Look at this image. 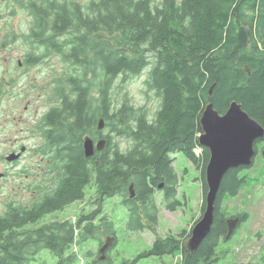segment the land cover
<instances>
[{"label": "trees", "instance_id": "obj_1", "mask_svg": "<svg viewBox=\"0 0 264 264\" xmlns=\"http://www.w3.org/2000/svg\"><path fill=\"white\" fill-rule=\"evenodd\" d=\"M89 1L86 7L73 0H40L33 6L40 43L53 47L68 67L40 122V156L48 162L53 187L32 206L10 203L0 216V264H38L43 253L56 259L53 264H81L75 249L90 241L99 249L96 259L84 253L88 264H112L109 253L99 261L100 236L114 237V246L118 241L115 224L104 213L107 200H122L129 230L154 231L160 217L155 195L163 192L162 184L166 207L174 212L182 206L179 187L188 170L179 177L173 158L178 154L199 171L195 180L201 182L203 201L196 225L206 207L210 152L204 149L200 158L194 152L206 106L213 103L225 114L236 101L264 127V0H163L159 6L153 0ZM147 69L145 84L160 100L153 118L147 108L128 100L118 107L113 99L120 78L125 82ZM102 119L111 133L131 142L127 151L98 131ZM87 136L108 141L90 159L84 154ZM263 142L256 145L257 156L264 155ZM251 168L225 175L211 233L195 254L184 242L191 228L179 239L157 238L138 259L180 255L177 264H219L230 251L228 220L239 218L240 225L247 220L228 203L247 184L241 172ZM90 189L96 195L91 211L75 222L56 219L85 201Z\"/></svg>", "mask_w": 264, "mask_h": 264}, {"label": "rangeland", "instance_id": "obj_2", "mask_svg": "<svg viewBox=\"0 0 264 264\" xmlns=\"http://www.w3.org/2000/svg\"><path fill=\"white\" fill-rule=\"evenodd\" d=\"M73 1L84 7L90 2L89 0ZM162 2L163 0H153L154 6H159ZM52 61H54L52 67L49 70H44L45 72L43 71L45 73L43 74L44 78L43 76L40 77L39 84L44 85L46 81L45 77L51 75V78L54 79L55 93L56 83L63 79L68 67L58 56L53 57ZM149 70L147 69L140 77L129 79L125 82L120 78L117 81L118 88L116 87L114 91L113 99L118 107L124 100H128L130 104L137 108H147L150 111L151 118H153L159 110L160 100L145 84L148 79ZM50 92L51 88L49 92L47 90L46 96L39 100L40 121L50 106L52 107L54 105V99L51 100V103H48V95H50ZM35 107H37L36 103ZM103 134L112 136L113 143L124 152L131 147V142L111 133L106 125ZM43 144L44 141L40 134V147ZM259 147L263 149L264 142L259 144ZM173 158L175 161L174 166L179 177L184 175L183 171L185 169L188 170L185 180L181 181L179 187V198L182 206L173 212L166 207V203H163V194L156 193L155 200L159 205L160 217L159 224L155 227L154 231L146 230L144 232H135L129 230L126 226L129 220V212L122 205V200L118 197L107 200L104 213L115 224V229L118 234L116 245L108 252L109 256L114 259L112 264H177L180 262V255L176 257L168 255L152 256L150 258L138 259L145 251L151 249L157 238L165 239L174 237L179 239L184 231L189 233L195 225V222L200 218L203 192L200 180H195L200 177L199 171L183 155H173ZM49 172L48 162L41 159L40 174L35 182H32L31 179H9L8 181H1L0 216L7 212L10 203L29 207L32 206L35 200L39 199L45 193L50 192V187L52 188L53 184L51 183ZM241 176L246 178L247 184L243 187L238 198L230 200L228 206L232 211L247 214V220L237 228L234 235L228 240L229 254L225 255L219 264H264V155L261 153L256 156L252 168L242 171ZM95 201V190L90 189L85 201L72 204L64 212L56 215V219L61 221L72 219L75 221L82 212L87 213L91 211ZM100 237L105 242L106 239L102 236ZM188 241L184 239L186 246ZM89 243L84 244L81 249L80 247L75 249L79 253V257L83 260L81 264L90 263L85 258V252L91 253V258L93 259H96L95 257L98 255V244L92 241ZM45 254L43 253L41 256L42 259L40 261L43 262L38 264H53L56 262L54 257H46ZM45 259H47L46 262H44ZM136 260L137 262H135Z\"/></svg>", "mask_w": 264, "mask_h": 264}, {"label": "flooded vegetation", "instance_id": "obj_3", "mask_svg": "<svg viewBox=\"0 0 264 264\" xmlns=\"http://www.w3.org/2000/svg\"><path fill=\"white\" fill-rule=\"evenodd\" d=\"M39 1L0 0V182H35L40 160H44L40 156L39 100L51 88L50 102L54 79L45 77L44 85L39 79L57 54L53 47L40 43L39 19L33 10ZM161 190L164 197L165 189Z\"/></svg>", "mask_w": 264, "mask_h": 264}, {"label": "water", "instance_id": "obj_4", "mask_svg": "<svg viewBox=\"0 0 264 264\" xmlns=\"http://www.w3.org/2000/svg\"><path fill=\"white\" fill-rule=\"evenodd\" d=\"M245 71L250 74L249 67H245ZM200 123L203 134L199 138V144L210 152V159L206 168L205 211L200 221L193 227L186 246L191 254H195L199 250L211 233L215 218V206L225 175L230 170L252 167L257 156L256 145L264 139V127L236 101L231 103L225 114L217 111L213 103L208 104L204 109ZM105 125V120H100L98 131L103 132ZM107 143L105 138L95 141L91 136H87L83 143L86 159L93 158L96 153L103 152ZM134 187L135 185L132 184L129 188L131 199L136 196ZM159 188L163 189L164 184ZM227 223L229 227L227 239H229L239 227L240 219L231 218ZM114 244L115 238L108 236L99 250L100 262L107 260V254Z\"/></svg>", "mask_w": 264, "mask_h": 264}, {"label": "built area", "instance_id": "obj_5", "mask_svg": "<svg viewBox=\"0 0 264 264\" xmlns=\"http://www.w3.org/2000/svg\"><path fill=\"white\" fill-rule=\"evenodd\" d=\"M200 136H201V135H199L198 137L200 138ZM203 151H204L203 147L200 146L199 144H198V146H197V147L195 148V150H194V152H195V154H196V156H197L198 158L202 157V155H203Z\"/></svg>", "mask_w": 264, "mask_h": 264}]
</instances>
